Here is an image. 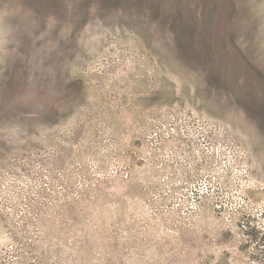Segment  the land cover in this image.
I'll return each instance as SVG.
<instances>
[{
    "label": "rangeland",
    "instance_id": "374dc122",
    "mask_svg": "<svg viewBox=\"0 0 264 264\" xmlns=\"http://www.w3.org/2000/svg\"><path fill=\"white\" fill-rule=\"evenodd\" d=\"M248 223L264 0H0V264H264Z\"/></svg>",
    "mask_w": 264,
    "mask_h": 264
},
{
    "label": "trees",
    "instance_id": "16d2710c",
    "mask_svg": "<svg viewBox=\"0 0 264 264\" xmlns=\"http://www.w3.org/2000/svg\"><path fill=\"white\" fill-rule=\"evenodd\" d=\"M246 227L248 228L247 229V232H248V234H249V236H250V238L251 239H253V238H261L260 236H259V234L262 232H264L263 230H260L259 229V227H258V225H250L249 223L246 225ZM262 228V227H261Z\"/></svg>",
    "mask_w": 264,
    "mask_h": 264
}]
</instances>
